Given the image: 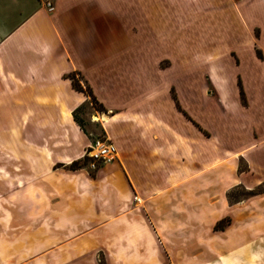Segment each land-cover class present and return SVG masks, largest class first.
<instances>
[{
  "label": "crops",
  "instance_id": "1",
  "mask_svg": "<svg viewBox=\"0 0 264 264\" xmlns=\"http://www.w3.org/2000/svg\"><path fill=\"white\" fill-rule=\"evenodd\" d=\"M32 1L0 0L1 115L19 122L0 142V264H264V192L224 197L264 178V0ZM190 5L214 8L195 33L159 9ZM96 140L116 157L69 169Z\"/></svg>",
  "mask_w": 264,
  "mask_h": 264
},
{
  "label": "rangeland",
  "instance_id": "2",
  "mask_svg": "<svg viewBox=\"0 0 264 264\" xmlns=\"http://www.w3.org/2000/svg\"><path fill=\"white\" fill-rule=\"evenodd\" d=\"M31 2H33L31 0ZM31 4V3H30ZM37 4V3H36ZM32 5V4H31ZM31 9V8H30ZM159 9H163V10H174V26L181 29L182 25L186 26V24L188 23L189 25V31L192 33H195L199 28V24L202 21L201 17L203 16V12H208L209 10L214 9L213 7L210 6H197V5H190L188 8H185V10L182 12V10L180 8H170V7H166V6H160ZM176 9H178V11L176 12ZM17 17L15 16V18L13 19V24H8V25H14L16 23ZM164 24V23H163ZM257 56H260V53L257 51L256 52ZM234 58V55H231ZM168 66V61H166L165 59H160L159 63H158V67L159 68H166ZM193 76L190 77H195L197 78L198 75L196 74V72L193 73ZM199 75L201 78H203L205 80L206 83V93L207 95H214L213 93V89L212 87L208 84L207 81V71H200ZM72 81L78 85V88L81 90V92H83L84 94L87 95L88 93V87L85 86L81 80L79 79V77L76 76H72ZM88 96V95H87ZM88 100L90 102V105L92 106V109L96 112H100L102 111L101 106L94 100L91 98V95L88 96ZM5 110V104H0V142H4L6 140L7 136V130L11 127V126H15L16 122H18L17 118L11 117V116H5L4 114L1 115L2 112H4ZM90 113H94L92 110H78L77 112H75V119L80 123L82 129L86 132V133H91L94 136H96L97 139H100L101 137V133H100V128L96 123H92L88 121V117ZM19 124V122H18ZM86 159L77 161L79 166H83L86 165V167L90 169V167L88 166L89 163V159L87 157H85ZM102 163H96L95 162V168L96 169L99 165H101ZM245 169V163L242 159H238L237 160V170L241 171ZM264 192V178L261 180V182L259 183H251L250 187L248 188H244V186L242 185H235L232 187H229L225 190L224 192V197L225 200L228 204H232L238 201H242L252 195L255 194H259V193H263ZM227 219H224L221 221V225H225L227 223Z\"/></svg>",
  "mask_w": 264,
  "mask_h": 264
},
{
  "label": "built area",
  "instance_id": "3",
  "mask_svg": "<svg viewBox=\"0 0 264 264\" xmlns=\"http://www.w3.org/2000/svg\"><path fill=\"white\" fill-rule=\"evenodd\" d=\"M42 5L47 12H51L53 9L51 0H42ZM85 157L90 161L88 166L90 169L95 168L96 163H105L113 160L116 157L115 149L113 146L106 141H94L90 146L85 150Z\"/></svg>",
  "mask_w": 264,
  "mask_h": 264
},
{
  "label": "trees",
  "instance_id": "4",
  "mask_svg": "<svg viewBox=\"0 0 264 264\" xmlns=\"http://www.w3.org/2000/svg\"><path fill=\"white\" fill-rule=\"evenodd\" d=\"M70 78H71V85H72V87H73L74 89H76L77 91H81V90L78 88V85L75 84V83L72 81V76H71ZM87 95H88V96L91 95L89 89H88V93H87ZM91 98H92V97H91ZM92 99H93V98H92ZM83 161H84V160H83ZM77 167H79L78 162H71V163L69 164V166H68L69 169H75V168H77ZM215 227H222V225H221V221L217 222L216 225H215Z\"/></svg>",
  "mask_w": 264,
  "mask_h": 264
}]
</instances>
